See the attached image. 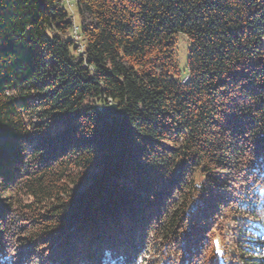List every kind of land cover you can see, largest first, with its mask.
I'll return each instance as SVG.
<instances>
[{"label": "trees", "instance_id": "trees-1", "mask_svg": "<svg viewBox=\"0 0 264 264\" xmlns=\"http://www.w3.org/2000/svg\"><path fill=\"white\" fill-rule=\"evenodd\" d=\"M147 256L264 264V0H0V264Z\"/></svg>", "mask_w": 264, "mask_h": 264}, {"label": "rangeland", "instance_id": "rangeland-1", "mask_svg": "<svg viewBox=\"0 0 264 264\" xmlns=\"http://www.w3.org/2000/svg\"><path fill=\"white\" fill-rule=\"evenodd\" d=\"M66 6L69 14L74 18V23H78V17L75 11V8L72 7V3L70 1H66ZM75 34L77 38H80L78 35V29L75 27ZM82 44V41H81ZM190 49V42L187 37L183 34H178L175 37V48H174V59L176 63V67L180 73V77H183L187 73V59L188 52ZM152 262V258L147 256L145 262L143 264H150Z\"/></svg>", "mask_w": 264, "mask_h": 264}, {"label": "water", "instance_id": "water-1", "mask_svg": "<svg viewBox=\"0 0 264 264\" xmlns=\"http://www.w3.org/2000/svg\"><path fill=\"white\" fill-rule=\"evenodd\" d=\"M100 114L103 117V120L105 122H108L111 120L114 116H122L124 113L123 111L118 107L117 104H109L104 105L100 109Z\"/></svg>", "mask_w": 264, "mask_h": 264}, {"label": "built area", "instance_id": "built-area-1", "mask_svg": "<svg viewBox=\"0 0 264 264\" xmlns=\"http://www.w3.org/2000/svg\"><path fill=\"white\" fill-rule=\"evenodd\" d=\"M72 38L75 41L79 54H83L84 45L81 44V38H77L75 34V26L72 28Z\"/></svg>", "mask_w": 264, "mask_h": 264}]
</instances>
